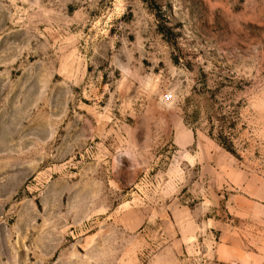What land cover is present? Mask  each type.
<instances>
[{"label":"rangeland","instance_id":"1","mask_svg":"<svg viewBox=\"0 0 264 264\" xmlns=\"http://www.w3.org/2000/svg\"><path fill=\"white\" fill-rule=\"evenodd\" d=\"M0 264H264V0H0Z\"/></svg>","mask_w":264,"mask_h":264}]
</instances>
